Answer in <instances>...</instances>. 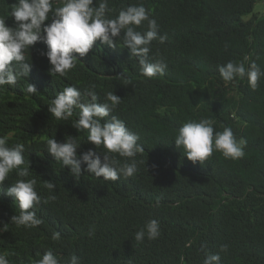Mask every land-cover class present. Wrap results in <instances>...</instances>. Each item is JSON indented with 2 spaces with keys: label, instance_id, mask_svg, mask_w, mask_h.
I'll list each match as a JSON object with an SVG mask.
<instances>
[{
  "label": "trees",
  "instance_id": "obj_1",
  "mask_svg": "<svg viewBox=\"0 0 264 264\" xmlns=\"http://www.w3.org/2000/svg\"><path fill=\"white\" fill-rule=\"evenodd\" d=\"M259 1L264 0H109L111 17L143 3L167 36L164 43L152 42L149 59L162 58L168 67L151 79L140 74L122 41L117 49L97 42L67 77L50 74L41 55L45 44L37 42L26 53L29 76L0 91V135H8L10 145H25L36 190L43 200L56 198L37 206L41 225L11 224L19 206L6 190L19 177L10 173L0 192V228L8 225L0 232V253L8 254L10 264H35L48 249L62 260L75 254L82 264H203L207 254H219L221 264H264V77L254 90L247 78L226 83L218 71V65L245 57L246 67L255 61L264 69ZM15 2L0 0V16ZM6 22L15 26L12 17ZM144 29L146 22L139 30ZM27 83L38 93H23ZM91 83L101 100L107 92L121 97L112 115L144 145L132 177L110 181L85 172L76 178L47 152L46 140L54 135L59 141L79 136L80 152L95 147L85 143L87 130L79 133L71 125L78 110L68 121L56 120L48 110L65 86L83 90ZM201 118L213 120L216 131L228 126L245 138L244 158L226 159L214 151L203 164L188 160L175 144V132ZM112 155L120 163L129 159ZM153 218L161 224L159 238L136 242L135 233ZM57 231L61 237L53 240ZM224 245L227 251L221 250Z\"/></svg>",
  "mask_w": 264,
  "mask_h": 264
},
{
  "label": "clouds",
  "instance_id": "obj_2",
  "mask_svg": "<svg viewBox=\"0 0 264 264\" xmlns=\"http://www.w3.org/2000/svg\"><path fill=\"white\" fill-rule=\"evenodd\" d=\"M55 3L56 0H16L7 15L0 16V91H7L5 86H15L21 78L29 76L32 63L26 59V53L37 42L46 45V49H41V55L47 58L52 76L67 77L76 68L79 58L87 56L97 42L117 49L121 41L123 48L130 50L131 58L138 61L143 77L151 79L164 75L167 63L162 58L151 61L149 53L153 41L164 43L167 36L160 34L157 20L143 3L122 7L114 17L109 16L114 11L109 7V0H61L60 6L54 7ZM8 17L14 18V27L6 22ZM145 22L146 29L139 30ZM247 60L245 57L243 61L230 60L218 65L223 81L247 78L249 86L255 90L264 77V69L255 61L246 67ZM96 87L91 83L81 90L77 85L69 84L48 105L52 117L59 121L70 120L78 110L75 111L77 119L71 125L79 133L87 130L85 143L95 147L80 152L84 143L80 142L79 136L66 135L63 141H59L54 135L46 140L47 152L64 168H69L70 174L76 178L85 172L110 181L132 177L137 172L135 158L145 151L144 145L139 143L140 136L131 131L124 120L112 115L121 103V97L115 92H107L101 100ZM22 91L28 95L38 93L31 83H27ZM8 140V135H0V192L15 170L19 178L6 190V194L13 197L19 206V214L12 216L11 224L34 228L43 222L37 215V206L56 197L42 199L36 190L37 180L29 178L31 166L25 159V145H10ZM174 141L188 160L201 164L214 151L222 153L226 159H242L247 147V140L243 137L238 139L231 127L216 131L213 120L207 118L184 122L176 130ZM100 146L106 151H99ZM112 154L129 158L131 162L125 159L120 163ZM45 186L49 190L56 187L51 181H45ZM7 227L0 228V232ZM160 235V221L153 218L135 233L134 239L141 243L145 239H158ZM60 237L61 233L57 231L52 239L59 240ZM221 250L227 251V246H222ZM0 264H10L7 253H0ZM35 264H82V260L75 254L62 260L48 249ZM203 264H221V257L219 254H207Z\"/></svg>",
  "mask_w": 264,
  "mask_h": 264
},
{
  "label": "rangeland",
  "instance_id": "obj_3",
  "mask_svg": "<svg viewBox=\"0 0 264 264\" xmlns=\"http://www.w3.org/2000/svg\"><path fill=\"white\" fill-rule=\"evenodd\" d=\"M255 12L264 13V1H259L255 6Z\"/></svg>",
  "mask_w": 264,
  "mask_h": 264
}]
</instances>
